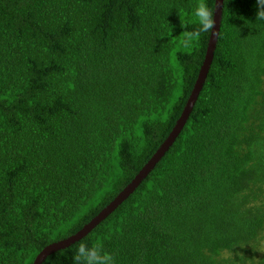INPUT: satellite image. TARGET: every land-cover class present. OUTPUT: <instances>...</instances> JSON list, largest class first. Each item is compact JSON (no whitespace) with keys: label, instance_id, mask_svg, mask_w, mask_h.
Listing matches in <instances>:
<instances>
[{"label":"trees","instance_id":"1","mask_svg":"<svg viewBox=\"0 0 264 264\" xmlns=\"http://www.w3.org/2000/svg\"><path fill=\"white\" fill-rule=\"evenodd\" d=\"M199 0H0V264H33L97 216L167 138L210 32ZM214 12L215 0H204ZM222 0L173 144L79 243L115 264H264V22ZM181 22L185 28L181 27Z\"/></svg>","mask_w":264,"mask_h":264},{"label":"water","instance_id":"2","mask_svg":"<svg viewBox=\"0 0 264 264\" xmlns=\"http://www.w3.org/2000/svg\"><path fill=\"white\" fill-rule=\"evenodd\" d=\"M221 7L222 0H215L214 5V32H210L209 41L207 44V49L205 53L204 60L200 67L197 79L193 86V89L185 103V106L175 122L174 127L171 132L167 136V138L163 141V143L159 146L153 156L148 160V162L141 168L138 174L134 177L129 185H127L97 216L91 219L83 228L78 231L76 234L70 236L67 239L52 243L45 247L35 258L33 264H42L47 256L53 254L56 251L64 249L65 247L70 246L71 244L79 241L85 235H87L96 225H98L101 221H103L111 212H113L124 200L128 198V196L133 192L134 188L143 180L147 174L154 168L157 162L164 156L169 147L173 144L175 138L180 133L184 124L186 123L188 116L193 108L194 103L199 95V92L202 89L204 80L208 73L209 67L211 65L215 45L218 38L219 31V23L221 17Z\"/></svg>","mask_w":264,"mask_h":264},{"label":"clouds","instance_id":"3","mask_svg":"<svg viewBox=\"0 0 264 264\" xmlns=\"http://www.w3.org/2000/svg\"><path fill=\"white\" fill-rule=\"evenodd\" d=\"M255 19L264 22V0H255ZM192 15L199 27L194 31L181 32L179 43L184 48H190L199 40L202 33L214 32V12L208 7L204 0H199L192 11ZM181 27L185 25L181 22ZM74 264H115L114 257L103 250L100 245L93 247L85 243H79L76 254L73 256Z\"/></svg>","mask_w":264,"mask_h":264},{"label":"rangeland","instance_id":"4","mask_svg":"<svg viewBox=\"0 0 264 264\" xmlns=\"http://www.w3.org/2000/svg\"><path fill=\"white\" fill-rule=\"evenodd\" d=\"M262 251H264V243L262 242L261 245H260Z\"/></svg>","mask_w":264,"mask_h":264}]
</instances>
